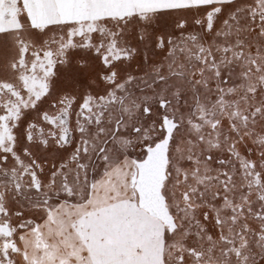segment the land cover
<instances>
[{"label":"snow or ice","instance_id":"6c2138e0","mask_svg":"<svg viewBox=\"0 0 264 264\" xmlns=\"http://www.w3.org/2000/svg\"><path fill=\"white\" fill-rule=\"evenodd\" d=\"M0 264H264V0H0Z\"/></svg>","mask_w":264,"mask_h":264}]
</instances>
